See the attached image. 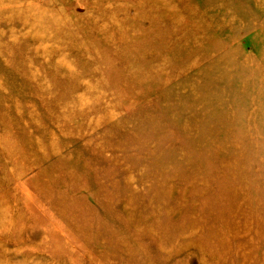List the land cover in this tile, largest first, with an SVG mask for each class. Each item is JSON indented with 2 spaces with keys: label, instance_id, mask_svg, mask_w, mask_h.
Listing matches in <instances>:
<instances>
[{
  "label": "rangeland",
  "instance_id": "rangeland-1",
  "mask_svg": "<svg viewBox=\"0 0 264 264\" xmlns=\"http://www.w3.org/2000/svg\"><path fill=\"white\" fill-rule=\"evenodd\" d=\"M0 264H264V0H0Z\"/></svg>",
  "mask_w": 264,
  "mask_h": 264
}]
</instances>
